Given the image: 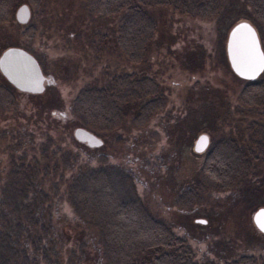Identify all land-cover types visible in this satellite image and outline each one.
I'll return each instance as SVG.
<instances>
[{
    "label": "rangeland",
    "instance_id": "1",
    "mask_svg": "<svg viewBox=\"0 0 264 264\" xmlns=\"http://www.w3.org/2000/svg\"><path fill=\"white\" fill-rule=\"evenodd\" d=\"M23 2L27 3L13 0L10 19L0 21V51L6 45L32 51L50 80L34 94L14 90L13 107H0V125L4 127L0 131V202L11 203L20 189L18 185L26 188L22 185H27L28 179L34 181L37 166L42 163L54 162L55 166L44 179L57 178L60 190L67 181L65 171L70 161L66 153L47 157L46 139L38 148L35 134L23 130V125L28 126L34 119L35 125L37 120L44 126L54 123L58 131L51 140H60L61 147L57 148L63 152L67 146L63 129L68 128L72 134L75 126H84L82 116L71 109L78 89L103 85L115 74L144 73L154 77L161 88L163 109L151 114L144 125L135 126L130 122L133 107H129L119 127L103 134L94 132L102 143L94 149L92 167L106 171L120 197H138L175 234L186 235L195 259L201 260L203 255L204 263L209 258L223 264L240 253L260 258L264 233L251 220L256 207L243 205L232 189H201L190 207L182 209L175 204L176 193L196 180L206 151L192 149L198 133L208 135L209 145L223 136L244 138L248 120L264 121V103L247 107L238 99L244 79L232 71L225 52L230 25L237 18L251 20L248 5L235 0L231 12L217 19L191 16L166 5L149 8L156 29L144 59L133 64L114 42L124 10L101 15L89 12L84 0H41L36 8L27 3L29 17L19 22L14 11ZM262 48L264 51V44ZM1 81L5 78L0 73ZM1 116L7 118L3 123ZM17 128L18 137L17 132H11ZM28 164L31 174H17ZM261 174L258 171V176ZM65 198L74 205L73 198ZM62 210L69 212L66 202ZM195 217L205 218V222L195 221ZM75 226L65 223L63 228L71 233L77 231Z\"/></svg>",
    "mask_w": 264,
    "mask_h": 264
},
{
    "label": "trees",
    "instance_id": "2",
    "mask_svg": "<svg viewBox=\"0 0 264 264\" xmlns=\"http://www.w3.org/2000/svg\"><path fill=\"white\" fill-rule=\"evenodd\" d=\"M26 1L34 8L41 2ZM234 1L84 0L91 13L106 15L125 11L116 25L114 42L125 59L133 64L144 59L156 29L149 8L166 5L191 16L217 19L235 7ZM242 2L249 7L253 20L250 21L254 22L263 46L264 0ZM12 6L13 0H0L1 22L10 19ZM239 19L243 18L235 21ZM4 92L0 87V94L5 95ZM237 97L247 107L264 103V68L262 75L244 79ZM164 105L165 97L154 77L130 72L115 74L100 86L81 87L72 98L71 109L82 116L86 128L103 134L121 125L129 107H133L130 122L141 126ZM40 122L37 120L35 125L34 119L33 123L37 147L46 139L47 157L66 153L70 161V168L65 171L67 181L60 190L57 178L44 179L52 167L55 169L54 162L49 160L52 166L43 163L37 166L34 181L28 179L27 185H22L26 188L18 185L20 192L17 189L11 203L0 202V264H207L208 261L220 264L209 258L204 263L203 255L201 260L195 259L192 248L186 243V235L175 234L169 224L151 214L138 197H120L106 171L92 167L96 146L77 141L67 128L63 129L67 146L62 152L57 148L61 147V141L51 140L53 134L57 136L55 127L58 126L54 123L44 126ZM22 129L27 126L23 125ZM245 129L244 138L223 136L206 147L196 180L175 195L179 208L190 207L201 189H232L243 205H264V121L250 119ZM175 144L172 143L176 150ZM39 162L37 158L36 165ZM30 166L24 165L17 174H31ZM258 171H262L260 176ZM65 196L73 198L74 205L68 203ZM64 202L68 213L62 210ZM65 223L76 224L77 231H65ZM223 264H264V252L260 258L252 253H240L224 260Z\"/></svg>",
    "mask_w": 264,
    "mask_h": 264
},
{
    "label": "water",
    "instance_id": "3",
    "mask_svg": "<svg viewBox=\"0 0 264 264\" xmlns=\"http://www.w3.org/2000/svg\"><path fill=\"white\" fill-rule=\"evenodd\" d=\"M15 19L25 22L29 17V6L23 2L14 11ZM225 52L232 71L243 79L256 78L264 68V51L258 31L248 19H239L227 30ZM0 71L15 87L20 90L40 92L44 84L49 82L38 64L35 56L27 49L10 45L0 52ZM72 134L78 141L88 146H98L102 140L85 126L77 125ZM209 143L208 135L200 132L193 140L192 149L203 151ZM195 221L204 223L205 218L195 217ZM254 226L264 233V205L257 206L251 213Z\"/></svg>",
    "mask_w": 264,
    "mask_h": 264
},
{
    "label": "flooded vegetation",
    "instance_id": "4",
    "mask_svg": "<svg viewBox=\"0 0 264 264\" xmlns=\"http://www.w3.org/2000/svg\"><path fill=\"white\" fill-rule=\"evenodd\" d=\"M7 46H10V45H6L4 46L1 51L6 48ZM19 46V45H17ZM24 48V47H23ZM26 49V48H25ZM0 51V52H1ZM29 51V50H28ZM30 52V51H29ZM31 53V52H30ZM0 73L3 75V73L0 71ZM4 76V75H3ZM5 78V82L1 81L0 82V87H3L5 89V95L2 93L0 94V107L1 109L2 108H10V107H13V105L16 103V100L14 101V95H15V92L14 90H17V91H21V92H26V93H29V94H34L35 92H31V91H25V90H20L19 88L15 87L9 80H7V78L4 76ZM2 111V110H1ZM2 119V123L7 119H3V116H1ZM34 123V120H32V122L30 123L29 121V124L27 126V130L30 131L32 134L31 135H34V131H33V124ZM15 126V124H14ZM0 131H4V127H3V124L0 125ZM13 134L14 132H17V137H18V132H19V128L17 129H12ZM205 150V149H204Z\"/></svg>",
    "mask_w": 264,
    "mask_h": 264
}]
</instances>
